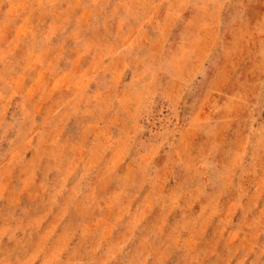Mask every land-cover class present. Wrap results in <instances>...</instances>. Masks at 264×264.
Listing matches in <instances>:
<instances>
[{
  "label": "rangeland",
  "instance_id": "1",
  "mask_svg": "<svg viewBox=\"0 0 264 264\" xmlns=\"http://www.w3.org/2000/svg\"><path fill=\"white\" fill-rule=\"evenodd\" d=\"M247 1L0 0V264H264ZM45 218L91 239L27 243Z\"/></svg>",
  "mask_w": 264,
  "mask_h": 264
},
{
  "label": "crops",
  "instance_id": "2",
  "mask_svg": "<svg viewBox=\"0 0 264 264\" xmlns=\"http://www.w3.org/2000/svg\"><path fill=\"white\" fill-rule=\"evenodd\" d=\"M249 3H251V4L248 7ZM253 3L260 4L261 8H259V9H260V12H261L260 14L262 15V17L260 16L259 18L262 19V24L261 25H264V0H248L247 1V5H245L246 8L248 7V11H249V8L253 9ZM236 22H237V19H234V20H232V19L230 20L229 19V21L226 22V24H223V26H221V20H219V27H218L219 31L217 32V30H215V36H220V33H222V35L225 36V34L227 33V29H225V26L227 24H229L228 28H230L229 29V33H230L232 31V29H233L232 27H234V26L238 27V24H235ZM248 28L252 29V27H248ZM254 30L256 31L257 35H260V39H262L263 36H264V27L261 26L260 29H258V28L256 29L255 28ZM222 40H224V39L221 38V41ZM222 42H225V40L222 41ZM238 49H242V48H238ZM31 196H35V195H31ZM40 198H41V195L40 196L37 195V197L28 198V200L23 202V203H25L26 206H30V207H33L34 206L33 204L35 203L37 205L38 210H40L41 209V204H39ZM58 204H60V203H53L51 210L52 211L57 210L58 207H59ZM87 223H88L87 220H81V219H76V220L75 219L72 220V219H68V218H66L64 220L56 219V218H53V219H50V218L40 219L36 223V228H37L36 231H33L34 233H32V235L28 234L26 236L27 237L26 240L29 239V241L27 240L28 241L27 243H30L31 240L33 241V239L36 238L35 240H36V242H38L43 237V236H40V235H41V233L44 232L45 228L52 227L53 229H52L51 233L47 236L48 237L47 238L48 242L54 241V242L57 243L58 242L57 239H59V241H60L61 237L65 238V239L70 237L67 240L69 244L71 242H76V243H80V244H82V243H84V244L86 243L87 244L90 241L91 236H89V235H84V236L80 235L81 229H80V233H79V230H76V234L73 233V231H72V227H77V226L83 227V226H86ZM168 223H169V226L172 224L171 221H168ZM84 247H85V245H84ZM65 256H66V254H64L63 256L61 254L56 255V256L53 257V259H51L46 264H60V260L62 258H64ZM11 257H13V256H11ZM43 258H45L44 252H39L35 256V258H33V260H35V261H33V260L30 261V262L27 261L28 262L27 264H42V263L39 262V260H41ZM27 259L30 260L32 258L29 256Z\"/></svg>",
  "mask_w": 264,
  "mask_h": 264
}]
</instances>
